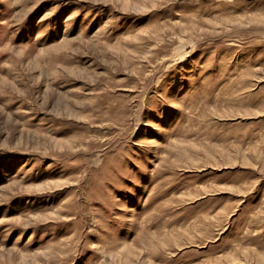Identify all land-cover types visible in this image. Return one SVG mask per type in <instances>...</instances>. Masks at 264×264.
Masks as SVG:
<instances>
[{"label": "rangeland", "instance_id": "374dc122", "mask_svg": "<svg viewBox=\"0 0 264 264\" xmlns=\"http://www.w3.org/2000/svg\"><path fill=\"white\" fill-rule=\"evenodd\" d=\"M0 264H264V0H0Z\"/></svg>", "mask_w": 264, "mask_h": 264}]
</instances>
